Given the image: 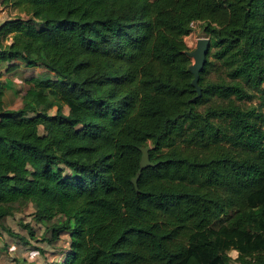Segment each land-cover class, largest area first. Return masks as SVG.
<instances>
[{"label": "trees", "instance_id": "16d2710c", "mask_svg": "<svg viewBox=\"0 0 264 264\" xmlns=\"http://www.w3.org/2000/svg\"><path fill=\"white\" fill-rule=\"evenodd\" d=\"M1 4L0 63L41 74L11 108L0 71V225L31 204L45 264H264V0Z\"/></svg>", "mask_w": 264, "mask_h": 264}, {"label": "rangeland", "instance_id": "374dc122", "mask_svg": "<svg viewBox=\"0 0 264 264\" xmlns=\"http://www.w3.org/2000/svg\"><path fill=\"white\" fill-rule=\"evenodd\" d=\"M0 7V20L18 14L17 10L10 6L4 7L0 4ZM202 37H206L202 31V24L195 22L190 34L184 38L188 51L195 49L197 41ZM191 60L193 63L194 59L191 58ZM11 63L17 66L10 70H7V67L3 68L2 79L7 84L5 102L11 108H18L21 107L20 94L28 88V84L24 79H29L33 75H40L41 72L40 68H25L20 61H12ZM63 110L64 112L68 111L67 107H64ZM53 112L54 109L50 110V113ZM33 214L34 208L31 204H28L23 209L15 211L13 215L6 216L2 220V225H0V264H45L41 249L46 250L45 257L49 261L55 258L52 254L53 250L42 240L43 237L49 236V231L44 234V223L37 222ZM30 229L34 236L29 234ZM10 242L15 243L16 248L13 251L8 249ZM58 243L60 244V240ZM228 253L232 258L230 264H240L234 260L237 256L235 251H229Z\"/></svg>", "mask_w": 264, "mask_h": 264}, {"label": "water", "instance_id": "95a60500", "mask_svg": "<svg viewBox=\"0 0 264 264\" xmlns=\"http://www.w3.org/2000/svg\"><path fill=\"white\" fill-rule=\"evenodd\" d=\"M208 45H209L208 38L202 37L197 41L195 49H193L192 51H187L188 56L194 59V62L189 66V70L193 73L194 77L192 79V84L193 86H195V89L198 95H200V88L197 84V81H198L199 71L202 69L205 63V56H206ZM148 149H149L148 146L140 148L142 152L141 160H140V168L138 170L137 176L133 179L134 183H136V180L139 177L140 171L143 168L149 165H152V163L149 161Z\"/></svg>", "mask_w": 264, "mask_h": 264}, {"label": "crops", "instance_id": "0c3cea01", "mask_svg": "<svg viewBox=\"0 0 264 264\" xmlns=\"http://www.w3.org/2000/svg\"><path fill=\"white\" fill-rule=\"evenodd\" d=\"M0 4H1V0H0ZM1 6H3L2 4H1ZM4 7H7V6H4ZM1 8V7H0ZM2 12H4V11H2ZM11 16H8L7 18H5V19H2V20H0V23L1 22H3L4 20H6V19H8V18H10ZM5 67H7V65L5 64V63H0V71L1 72H4V70H3V68H5ZM32 69V68H31ZM4 74V73H3ZM3 78V77H2ZM9 107V106H8ZM10 245L8 246V249L10 250V251H13V250H15V243H12V242H10L9 243Z\"/></svg>", "mask_w": 264, "mask_h": 264}, {"label": "built area", "instance_id": "2783aa9c", "mask_svg": "<svg viewBox=\"0 0 264 264\" xmlns=\"http://www.w3.org/2000/svg\"><path fill=\"white\" fill-rule=\"evenodd\" d=\"M191 27H192V28L194 27V23L191 24Z\"/></svg>", "mask_w": 264, "mask_h": 264}]
</instances>
